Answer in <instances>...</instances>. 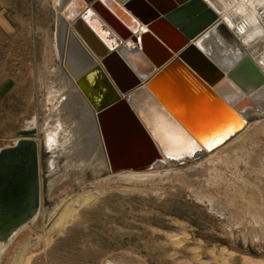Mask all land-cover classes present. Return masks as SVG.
<instances>
[{"label":"bare ground","instance_id":"bare-ground-1","mask_svg":"<svg viewBox=\"0 0 264 264\" xmlns=\"http://www.w3.org/2000/svg\"><path fill=\"white\" fill-rule=\"evenodd\" d=\"M52 2L56 20L52 43L57 63L49 67L47 82L43 80V121L39 120L42 116H36L23 128L36 131L27 138L37 142L39 148L41 204L30 221L7 241H0V264L22 240L20 233L35 228L40 213L48 220L57 217L54 223L61 226L77 212L78 203L87 204L91 195L75 192L67 199H59L58 193L84 188L88 172L94 173L97 184L109 179L138 184L183 170L193 186L200 185L193 189L194 197L208 204L211 212L226 218L231 230L239 228L244 241L264 237V210L247 197L243 198L248 202L246 218L232 219L234 215H230V219L226 217L230 213L226 200L200 190L221 181L200 179L214 169L218 155L213 150L222 146L227 137L247 129L249 119L264 116V0ZM148 3L154 7L156 19L149 16L141 20L134 6L142 11V7L150 9ZM144 41L147 46L143 48ZM111 54H116L122 66L134 70L141 79L134 91L121 92L106 69L105 58ZM241 67L243 71L238 72ZM100 73L113 86L115 101L126 99L141 120L162 162L155 158L152 166L118 170L125 164L108 149L113 142L109 124L113 109L103 105L111 93L108 80ZM226 129L230 134L221 135ZM19 139L20 136L14 143ZM64 144L67 150H61ZM43 152L48 168L55 172L60 171L62 155L68 157L58 177L50 179L54 176L52 170L43 175ZM184 165L191 168L185 171L181 168ZM198 172L203 174L199 176ZM43 185L54 199L49 210H42ZM8 207L1 205L0 210L8 211ZM117 260L107 259V264H124Z\"/></svg>","mask_w":264,"mask_h":264},{"label":"rangeland","instance_id":"rangeland-1","mask_svg":"<svg viewBox=\"0 0 264 264\" xmlns=\"http://www.w3.org/2000/svg\"><path fill=\"white\" fill-rule=\"evenodd\" d=\"M52 1L0 0V149L14 143L28 121L45 115L43 80L57 63ZM248 123L245 132L213 150L218 155L213 172H198L200 179L221 180L200 190L226 200L230 219L248 212L244 197L264 210V116ZM45 157L43 152L44 176L47 170L54 172L50 179L63 173L68 157L59 160V172L48 168ZM85 178L83 190L73 187L58 195H91L87 204L78 203L61 226L55 225L57 217L48 220L40 213L35 228L20 233L22 240L2 264H107L110 258L124 264H264V237L244 241L239 228L231 230L226 218L194 197L200 185L193 186L183 170L138 184L118 179L97 184L92 172ZM45 187L42 210H49L54 199Z\"/></svg>","mask_w":264,"mask_h":264},{"label":"water","instance_id":"water-1","mask_svg":"<svg viewBox=\"0 0 264 264\" xmlns=\"http://www.w3.org/2000/svg\"><path fill=\"white\" fill-rule=\"evenodd\" d=\"M148 5L150 9L142 7L140 8L142 11L134 6V12L141 20L149 16H151V19L156 17L155 12L152 10L154 7L149 3ZM145 10L149 11L148 15L143 14ZM199 28L202 27L199 26ZM146 46L147 42L144 41L143 48ZM168 46L170 47V45ZM149 53L151 54L150 50ZM165 55L169 56V53L165 52ZM105 63L107 64L106 69L121 92L130 93L134 91L141 80L134 70L131 71L122 66L116 54L106 57ZM100 74L103 75L104 80H108L103 73ZM107 82L109 83V90H107L112 95L110 94V97L107 96L104 99L103 105L106 104L108 110L109 108L113 109L109 119L110 127L113 128L110 140L113 142L112 145L109 143L108 149H110L112 155L114 154L113 156L120 157L125 164V166L119 167L118 170H134L141 165L152 166L151 160L155 158L157 161L162 162L157 146L141 124V120L134 113L126 99L122 102L115 101L117 96L114 88L109 80ZM35 134V130L21 129L19 132L21 139L0 149V206H9L8 211L0 210V241L2 242L7 241L16 229L30 221L40 208L39 148L37 142L27 138Z\"/></svg>","mask_w":264,"mask_h":264},{"label":"snow or ice","instance_id":"snow-or-ice-1","mask_svg":"<svg viewBox=\"0 0 264 264\" xmlns=\"http://www.w3.org/2000/svg\"><path fill=\"white\" fill-rule=\"evenodd\" d=\"M237 71H243V68H238ZM226 134H230V129H226L224 133H221V135H226ZM208 138H205V142H207ZM221 143L223 142V140L220 141Z\"/></svg>","mask_w":264,"mask_h":264}]
</instances>
